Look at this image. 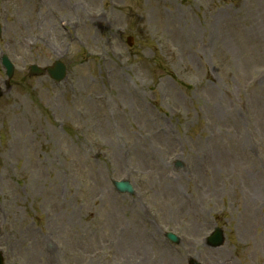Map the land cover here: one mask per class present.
Here are the masks:
<instances>
[{"label": "rangeland", "instance_id": "obj_1", "mask_svg": "<svg viewBox=\"0 0 264 264\" xmlns=\"http://www.w3.org/2000/svg\"><path fill=\"white\" fill-rule=\"evenodd\" d=\"M0 20L4 264H264V0H0ZM56 59L59 83L28 72Z\"/></svg>", "mask_w": 264, "mask_h": 264}, {"label": "water", "instance_id": "obj_2", "mask_svg": "<svg viewBox=\"0 0 264 264\" xmlns=\"http://www.w3.org/2000/svg\"><path fill=\"white\" fill-rule=\"evenodd\" d=\"M0 35H1V25H0ZM3 63L7 68V73L9 76H12L13 74V70H14V65L13 63L9 60L7 55L3 56ZM48 71L50 73V75L55 78L56 80H61L66 76V66L61 63L60 61H57L54 66H50L47 68V70L39 67L36 64L31 65V73H44ZM1 88H0V94H1ZM115 185L117 186L118 189L122 190V191H133V188L130 184L129 181L127 180H123V181H115ZM168 236L177 241V237L172 234V233H168ZM209 243L212 244L213 246H220L224 243V234L223 231L221 229H218L216 233H214L210 239H209ZM0 264H3V256L0 252ZM193 264H200L199 262H195L193 261Z\"/></svg>", "mask_w": 264, "mask_h": 264}, {"label": "bare ground", "instance_id": "obj_3", "mask_svg": "<svg viewBox=\"0 0 264 264\" xmlns=\"http://www.w3.org/2000/svg\"><path fill=\"white\" fill-rule=\"evenodd\" d=\"M92 18H93L92 20L94 22H97L99 25L106 24V21L105 20H101V16L99 14H97L96 12L94 13V15H92ZM255 195L258 196L257 191L255 189H253V190H251V192H248L247 193V196L249 197V199L250 198H252V199L254 198L255 199L256 198ZM135 232H136V236L138 238L142 239V240L143 239L147 240L145 237L150 238V236L147 234V232H139V230H136ZM127 245H128L127 247L129 248V244L128 243H127ZM124 253H128V252H124ZM130 253H133L134 256H140L142 254V251H140V250H134V251H132Z\"/></svg>", "mask_w": 264, "mask_h": 264}]
</instances>
